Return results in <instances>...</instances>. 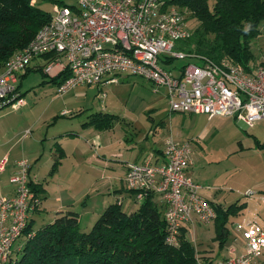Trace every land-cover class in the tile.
Instances as JSON below:
<instances>
[{"label":"built area","instance_id":"obj_1","mask_svg":"<svg viewBox=\"0 0 264 264\" xmlns=\"http://www.w3.org/2000/svg\"><path fill=\"white\" fill-rule=\"evenodd\" d=\"M72 6L55 4L50 19L22 49L11 54L0 70V110L18 108L24 100L16 91L19 76L31 62L56 55L61 70L70 75L57 86L62 94L79 85L117 82L118 74L137 75L163 88L169 112L231 117L245 127L264 119V55L245 65L223 58L218 62L180 46L191 28L187 11L164 0H74ZM64 58V62H60ZM176 60H186L175 65ZM49 63L44 70L52 66ZM106 78V79H104ZM189 142L169 139L161 163L149 159L128 163L124 182L142 198L157 193L164 205L166 242L176 244L181 228L194 220L207 224L214 205L201 194L204 187L186 175L192 163ZM7 157L0 159V173ZM31 163L16 161L8 178L13 190L0 194V264H5L22 235L40 198L29 187ZM211 264H264L251 252L229 255Z\"/></svg>","mask_w":264,"mask_h":264},{"label":"rangeland","instance_id":"obj_2","mask_svg":"<svg viewBox=\"0 0 264 264\" xmlns=\"http://www.w3.org/2000/svg\"><path fill=\"white\" fill-rule=\"evenodd\" d=\"M58 1L68 5L75 3L74 0ZM38 4L47 13H53L55 4L52 1L38 0ZM186 11L187 24L193 29L196 20L191 17L188 10ZM182 47L186 48L185 42L182 43ZM250 47L256 56L255 59L264 55V22L260 25V34L250 41ZM61 61L64 62L65 59L61 58ZM186 62V60H176L174 64L182 65ZM115 77L117 82L79 85L60 94L56 85L44 81L46 78L41 71H30L20 80L17 91L24 100L23 105L16 109L8 105L0 110V138L4 135H13L11 143H15L16 148L13 152L14 155H18L17 160L26 158L31 163L35 159L32 156H25L23 147L35 151V145H32L31 141L36 142L35 138L39 137L46 127H49V132H56L64 126H69L75 131L81 127L83 121L87 120L90 112L101 111L116 115L117 120L112 122L110 129L97 133V137H100L101 142L106 145V150L93 147L88 151L82 147L84 139L81 142L78 141L79 139L66 140V148L75 153L77 147V153L71 154L64 163L62 168L64 174L57 188L63 195L75 199L74 211L75 209L82 211L83 201L94 209L100 207L98 206L100 197H96V192L101 190H95V187L91 186L94 179L98 178L96 177L98 174L93 175V167L97 164L98 155L100 158L101 153H105L107 156L105 161L113 166V170L106 169V173L112 176L110 181L116 186L121 182L122 161H142L143 155L139 154L138 147L126 149L123 143L124 136L136 132L135 134H138L136 143L147 144L149 150L153 147H164L169 139L177 142L187 141L191 147L192 170L196 174L197 181L202 186L210 184L212 187L210 190L215 189L219 199L224 197L221 200L222 204L239 200L247 201L249 206L246 211L228 216L226 221L228 233L224 238L217 237L219 232L214 221L207 224L197 223L195 236L191 234V229L188 233L186 230L185 237L193 245L195 244L197 254H204L206 251L212 254L217 251L226 253L231 246L245 249L251 246L252 242L254 244L259 235L264 240V200H261L264 199V193L257 194L258 186H251L252 182L258 183V179L264 180V151L259 152L253 147L256 140H264V119L257 121L251 127H245L231 117L209 119L202 114L171 113L163 88H157L150 81L137 75L123 73ZM62 110H66L64 116ZM93 130L95 128L89 126L85 131L86 136L82 134L81 137H90L89 141L92 142L91 138L96 136ZM37 146L38 152L35 157L40 155V159L35 162L32 172L35 174V180L45 184L52 163L50 145L46 143L45 149H42L38 140ZM82 151H85V154ZM114 153L116 157L113 156ZM70 169L71 172L68 171ZM227 176H236L240 182L224 183L223 180ZM8 177V173L0 175V179L5 180ZM260 185H264V182ZM48 189L52 195L54 188L48 187ZM109 195L112 198V193L105 196ZM49 202L51 203V200ZM48 204L41 203L42 211L36 212L35 228L52 221L53 212L43 210V206L50 207ZM125 205L124 202L123 207ZM89 214L83 215L81 212L79 228L82 231H88L95 221L92 222ZM97 217L96 215L95 219ZM251 231H255L252 241L248 238L252 234ZM196 238L200 243L199 249ZM219 259L222 258L217 260Z\"/></svg>","mask_w":264,"mask_h":264},{"label":"trees","instance_id":"obj_3","mask_svg":"<svg viewBox=\"0 0 264 264\" xmlns=\"http://www.w3.org/2000/svg\"><path fill=\"white\" fill-rule=\"evenodd\" d=\"M41 1L72 6L58 0ZM164 1L167 5L188 10L196 20L190 37L180 42L181 48L214 62L228 58L245 65L256 58L250 41L260 34V25L264 22V0ZM50 16L39 7L38 0H0V70L13 52L28 45ZM183 42L186 48L182 47ZM44 56L48 62L57 57ZM35 70L42 72L46 78L44 81L56 86L70 75L68 68L50 78L44 69ZM30 71L28 66L19 80ZM19 85L20 81L16 91ZM116 119L113 114L94 112L89 115L88 124L104 128ZM255 146L264 149V140H256ZM58 163V160L54 161L51 173ZM28 185L41 200V184L29 179ZM244 207L245 202L238 200L225 210L215 207L217 237L227 235L228 216L237 214ZM163 212L164 205L159 195L145 192L133 211L124 210L117 201L108 204L88 231L80 230L78 213L72 210L56 212L52 221L36 229L28 219L5 264H211L210 260L206 261L197 254L195 246L185 237L186 228H181L176 244L166 242Z\"/></svg>","mask_w":264,"mask_h":264},{"label":"crops","instance_id":"obj_4","mask_svg":"<svg viewBox=\"0 0 264 264\" xmlns=\"http://www.w3.org/2000/svg\"><path fill=\"white\" fill-rule=\"evenodd\" d=\"M259 55H261V54H259ZM259 58L260 57H257V59H259ZM51 62L47 61L46 56H41V57L34 59L31 62L29 68L31 69V71L38 69V68L44 69ZM60 62H61V60H60ZM59 71H61V66H60V64H58V62H54V61L52 62V66L48 69V71L44 70V72L47 74L48 78L55 76ZM104 79H106V78H104ZM19 81L17 82V85H18ZM95 112H101V111H95ZM92 113H94V112H90L87 116V120L83 121L81 123V127L75 129V131H73L74 129H71V127H69V126H64V127H60V129L56 130V132H54V131L49 132V129H48L49 127H46L45 130L41 131V134L39 135V137L35 138L36 142L31 141V143H33L32 145H35V151H30L28 149L26 150L23 147V153L25 154V156H32V158L35 159L34 162H31V166H30V170H29V179L33 183H40L41 184L40 186L42 188V193H40V196L42 198H41L40 205H41V203H43V204L49 203L48 205L50 207L43 206V210H49V211L53 212V216L58 211H65V210L74 211L73 209H74V206L76 205V203H75L76 201H74L75 199H73L69 195H63L61 193V191H59V189L57 188L58 186H60L59 182H61L60 180L62 178V175L64 174V173L62 174V168H63L64 163L70 158L71 154L74 155L75 153H77V147L75 148V150H76L75 153H73L74 151L73 152L69 151V149L66 148V144H65L66 140H68L69 138L79 139L78 141L81 142V140L84 139V145L82 144L83 145L82 147H84L85 149H88V151L91 150L93 147H98V149L102 148L103 150H106V145L101 142L100 137H97V135L102 130L110 129L112 124L110 126L104 127V128H99L93 124H88L89 115ZM102 113H104V112H102ZM65 114H66V110H62V116H64ZM215 117H220V116H215ZM215 117H213V118H215ZM210 119H212V118H210ZM116 120H114V121H116ZM89 126H93L96 130V131L93 130L94 134L96 136H93L91 138L92 142L89 141L90 137H88V138H84L83 136L81 137L82 134H85V131L88 129ZM135 133L136 132L132 133V135L130 134V136H128V135L124 136L123 143H124V146L126 147V149L138 147L139 148V154L143 155L142 161H128V160L122 161V170L120 173V181L121 182H120L119 186H116V185L112 184V182L110 181L112 176L110 174L106 173V171H107L106 169H108V171L113 170V166L105 161L107 158L106 154L101 153L100 158H99V155L97 154L98 160L96 159L97 164H95L93 167V170H94L93 175L95 173L98 174V175H96V177L98 176V178L94 179V181L91 183V186L95 187V190H97V189L101 190V191H98L99 193L96 192V194H97L96 197L97 198L100 197V200L98 201V203H99L98 206H100V207H99V209H94L91 206H89L88 203L83 201V207L81 209L82 211H80V209L79 210L75 209V212L78 213L79 220L81 217V212L83 213V215H88L90 213L89 218H91V220L93 222V220H95V216L96 215L99 216V214L102 212V210L108 204L116 202V201L119 202L120 205L122 206V208L126 211H133L137 208L141 198H138L136 194L132 193V191H129L125 185L124 175L126 172V166L128 163H141L147 159H149L152 163H161L163 160V156H162L163 146L161 148L153 147V149H152L153 151L149 150L147 144L143 145L142 143H140V144L136 143V140H137L136 137L138 136V134H135ZM12 136L13 135H11V136H5L4 135L3 137L0 138V159L3 158L4 156L7 157V164H6L3 172L0 173V175L3 173H8L9 177L15 171L16 160L18 159V155H16V154L14 155V152H13L16 147H15V143H11ZM85 136H86V134H85ZM38 140H39L40 145L42 146L41 147L42 149H45L44 144L46 145V143H49V145H50V147H49L50 152L49 153H50V160H52V163H51L49 171H48L49 172L48 180H47V183H45V184H44V182L42 183L40 181L35 180L34 179L35 174H34V172H32L34 169L33 167H34L35 162L40 159V155L35 157L37 152H38L37 151L38 150V146H37ZM108 144H110V143L108 142ZM24 145H25V142H24ZM82 147L80 146V150H82ZM253 147H255V149H257L259 152L264 151V149H258L255 145H253ZM98 149H96V150H98ZM240 149H242V148L240 147ZM82 153L85 154V151H82ZM117 154H120V153H117ZM113 156H115V153ZM263 158H264V155H263ZM191 159H192V155H191ZM55 160H58L59 163H58V166L56 167V169L51 173L50 170H51L52 164L54 163ZM192 167H193V159H192V163L186 169V175L192 181L199 183V181H197V179L195 177L196 174H194ZM68 171L71 172L72 170L70 169ZM236 181L240 182V180H238L236 176H227L223 180L224 183L230 182V184H232L233 182L236 184ZM246 182H247V178H246ZM261 182H264V180L258 179V183H256V182L251 183L252 184L251 186H258L259 190L257 191L258 192L257 194H263L264 193V190L262 189V188H264V187H262L264 185H260ZM49 183H51L50 186H49ZM109 183L111 185H109ZM107 184H108V186H107ZM203 184H205V183H203ZM48 187L51 189L54 188V190L52 191V195L50 194V191H48L49 190ZM204 187H208V188H203L201 190V194L204 197H206L214 205V207H219L222 210H225L231 204L236 202V201H234L230 204H222L221 200H223L224 197H221V199H219L217 197V195H218L217 191H214L215 189L210 190L212 188L210 184H205ZM228 189L233 191V189L231 187H228ZM12 190H13V187L8 182V179L4 180L1 178L0 179V194L9 195L12 193ZM110 193H112V195H113L112 198L110 197V195L105 196V195L110 194ZM155 199L158 200L157 197H155ZM49 200H51V203L49 202ZM261 200L263 201L264 199H261ZM124 202L126 203L125 207H123ZM239 202H245L244 209H242L239 212L246 211V209L249 207L247 201H239ZM40 205H39V208L35 212H32L29 215V220H32L33 228H35L34 227V221H35L36 212L40 211V210L42 211V208H40ZM38 214H40V213H38ZM41 216H42V214H41ZM197 223H199V222L194 220L192 224L188 225L186 227L187 233L191 229V234L193 236H195L196 235L195 234L196 233L195 225ZM254 232L255 231H251L252 234L250 235V237H248L249 240L252 239V237H253L252 235ZM195 241H196L197 246H198V244H200V243H198V239L196 238ZM254 242H255L254 244L252 242V245L245 248V249H242V248L239 249L238 247L231 246V247H229V249L226 253H223L222 251H217L215 254H212V253H208L206 251L204 254H199V255L203 256L204 260H206V261L210 260L212 263L215 260H217L218 258H224L226 256L236 255V254L242 255V254H247V253L251 252L252 259L254 261L263 262L264 261V240L259 235L258 237H256ZM194 246H195V244H194ZM198 249H199V246H198Z\"/></svg>","mask_w":264,"mask_h":264}]
</instances>
